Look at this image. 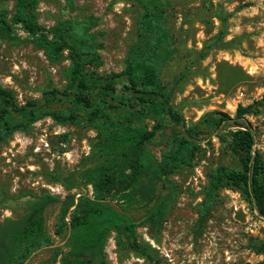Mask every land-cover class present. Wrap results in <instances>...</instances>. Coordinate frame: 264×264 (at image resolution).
Segmentation results:
<instances>
[{"label": "trees", "instance_id": "16d2710c", "mask_svg": "<svg viewBox=\"0 0 264 264\" xmlns=\"http://www.w3.org/2000/svg\"><path fill=\"white\" fill-rule=\"evenodd\" d=\"M4 2H13L14 12L10 21L0 7V38L8 37L18 24L48 62L59 63L65 55L68 65L62 71V90L47 87L40 99L19 104L12 90L0 85V143L44 118L92 129L95 136L77 170L50 174L68 191L63 198L26 191L1 199L2 208L21 210L23 215L0 222V264H25L41 250L51 251L41 264H109L104 250L111 234L119 248L142 251L137 229L162 227L176 203L177 186L171 176L191 167L202 145L213 137L227 143L238 167L218 165L210 170L196 208L199 220L218 205L223 189L238 191L264 220V160L246 120L253 106H238L233 116L209 112L187 124L172 105L173 90L162 78L174 54L167 0H136L141 12L134 41L123 69L108 74L99 72L103 33L93 31V16L63 19L44 28L36 18L38 0H0V6ZM65 3L75 10L74 0ZM220 21L224 27V19ZM222 36L223 30L205 44L200 57L207 49L225 47ZM157 136L164 145L159 158L149 150ZM51 208L57 210L54 236L62 238L67 232L61 245L47 232ZM125 213L141 216L135 220ZM252 247L263 255L256 264H264V242Z\"/></svg>", "mask_w": 264, "mask_h": 264}, {"label": "rangeland", "instance_id": "374dc122", "mask_svg": "<svg viewBox=\"0 0 264 264\" xmlns=\"http://www.w3.org/2000/svg\"><path fill=\"white\" fill-rule=\"evenodd\" d=\"M168 27L174 51L164 65L163 82L173 90L172 105L187 124L196 123L204 114L223 112L233 116L238 106H253L246 116L255 135V148L264 160V0H167ZM13 2L1 8L11 21ZM75 10L65 0H38L37 22L44 28L63 19L93 16V31L103 33L100 74L118 73L135 37V23L141 12L136 0H74ZM220 18L225 21L222 27ZM223 30L225 47L207 49L205 44ZM64 58L50 63L27 38L20 25L0 38V85L12 90L19 104L40 99L47 87L59 90L65 85ZM169 130L163 141L167 140ZM95 132L89 128L55 123L44 118L27 132H15L0 143V201L23 192H47L63 198L68 191L50 178L54 171L70 172L79 168L89 153ZM157 136L150 152L159 158L164 145ZM218 165L238 167V160L227 143L212 138L194 159L193 165L171 176L177 186L174 208L160 229H137L142 251L121 249L111 234L105 247L109 264H256L263 260L252 247L264 242V220L236 190L220 191V201L205 219L199 220L196 208L203 199L210 170ZM76 192V191H72ZM88 193L91 189L88 188ZM57 210L47 213V232L54 236ZM23 211L0 205V222L18 219ZM138 220L139 213H125ZM50 250L35 253L25 264H41Z\"/></svg>", "mask_w": 264, "mask_h": 264}]
</instances>
